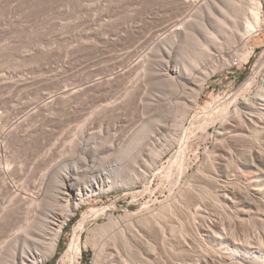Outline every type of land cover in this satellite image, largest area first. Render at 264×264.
<instances>
[{"label": "rangeland", "instance_id": "374dc122", "mask_svg": "<svg viewBox=\"0 0 264 264\" xmlns=\"http://www.w3.org/2000/svg\"><path fill=\"white\" fill-rule=\"evenodd\" d=\"M182 1L0 0V134L12 121L22 120L19 117H28L24 126L30 125L28 130L23 126L26 134L21 132L19 138L12 135L4 140L5 148L0 147V166L9 163L11 170H22L21 174L15 173L8 178L19 185L25 181L37 182L45 173L49 178L55 170H68L78 173L81 182L97 179L102 186L66 222L56 253L38 264H70L62 258L76 238L80 249L76 264H93L97 245L104 246L99 253V264H110L120 256L117 252L124 253L118 243V237L123 234L132 244L135 261L146 264L145 260L151 258L146 240L159 246V239L170 234L172 226L173 234L181 232L188 237L189 249H165L162 252L164 264H193L191 259L203 253L214 254L193 223L227 219L229 211L222 203V207L218 204L220 201L211 183L194 189L185 204L176 208L179 209L175 210L176 214L169 215L162 208L177 197L180 185L190 179V174L211 168H206L204 163L215 145L224 147L228 143L224 136L215 135L216 125L209 124L201 109L217 105L238 92L264 52V29L245 47L239 48L232 43L212 50L211 62L216 65L209 66L214 68L208 69L213 75L210 74L205 84L199 106L185 120L177 143L155 155V149L167 137L171 122L168 121L171 117H163L165 114L161 110L168 112L165 97L171 95L172 88L156 80L146 84L147 88L136 83L140 77L134 65L161 34L162 27L175 21ZM231 1L227 4L223 0L230 8L226 6L225 9L231 11L237 24H242L244 8L246 11L251 0ZM216 16L222 18L224 14L216 13ZM231 23L232 20L228 25ZM180 45L171 48L167 65H179L187 59L185 48H193L192 43L185 44L183 50ZM226 49L232 52L230 57L225 55ZM206 63H210L209 60L202 63L201 70ZM165 68L164 59L162 71ZM132 73L138 77L130 82ZM261 78L262 75L258 82ZM133 85L134 105L118 107L121 96ZM75 87L82 92L73 95L68 103L60 99L63 103L59 100L58 103L62 106L56 103L57 108L40 107L44 100L57 98L63 91ZM32 107L38 108L32 110ZM26 111L34 112L31 115L36 117ZM140 133H143L141 137ZM232 145L236 147L235 155L243 156L244 142L232 140ZM126 146L129 150L123 151ZM223 164L216 165L215 170H245L236 168L232 161L227 166ZM183 170H187V174H181ZM15 181L14 185H18ZM204 191L208 196L200 197L198 193ZM192 197L199 198L209 218L193 219L189 215ZM3 198L0 193V202ZM156 214L161 218L158 217V224L153 221ZM229 214L230 233L254 229V219L238 221L234 218L236 212ZM8 229L0 222V256L3 255L0 264H9L2 253L7 252L3 245L8 242ZM89 238L100 242L93 246L95 241ZM99 243L104 245L99 246Z\"/></svg>", "mask_w": 264, "mask_h": 264}, {"label": "bare ground", "instance_id": "6f19581e", "mask_svg": "<svg viewBox=\"0 0 264 264\" xmlns=\"http://www.w3.org/2000/svg\"><path fill=\"white\" fill-rule=\"evenodd\" d=\"M226 6L228 5H224L223 0H183L179 14L176 13L175 15V21L169 22V24L166 23L162 27L161 34L158 35L152 45L150 44L151 46L147 47L148 50L144 52L134 65L140 77V79L138 78L140 81H135L136 83L140 82L147 88L146 84L151 83L152 80H156V82L160 81L165 83L167 87L172 88L171 95H166L167 98L165 97L168 104L165 102V105L168 106L169 109L167 111L169 113H166L164 109V111L161 110L165 114L163 117H171L168 120L171 122L168 123L167 137L158 146L159 148L155 149V155L166 152L173 144L177 143L185 120L189 117L191 111L199 106L205 84L209 77L213 75L208 69L216 65L213 66V62H211L214 55L212 50L217 51L232 43L237 44L239 48L245 47L253 36H256L264 29V11H262V9L264 10V0L249 1L246 11L244 8V13H246L243 16L244 23L242 22V24H237L238 20L237 22L233 20L234 16L232 17L231 11L227 10L230 9L229 6L225 9ZM216 13H223L224 16L218 18ZM224 17L232 20L231 26L228 25L231 20H227L229 21L227 24ZM191 43V47L193 48H185L186 52L184 54L187 55L185 56L187 59L182 60L184 61L183 63L179 65L174 64V66L167 65V59L172 47L181 44L182 46L178 47L183 50L185 44L189 45ZM231 53L230 50L226 49V56L230 57ZM260 57L261 59L255 62L251 75L240 86L238 92L222 100L217 105L208 106L209 108L204 106L201 109L209 119V124L216 125L215 135L222 136V138L225 137L226 142H228L224 147L222 145H215L212 148L211 154L207 155L210 157L209 159L207 158L208 160L205 161L204 165H206V168L211 167L210 169L214 170H197L190 174V179L185 184L180 185L177 197L173 200L168 199L170 201L163 204V208L161 207L169 215H172L178 206L181 208L185 204L186 198L193 193L194 189L198 188V186L208 185L207 182H209L216 190L218 200L220 201L218 204L221 207L223 204L229 211L226 212L228 213L227 219L221 222L212 219H207V221L201 224L193 222L197 233L201 235L204 241L209 243L214 251L213 255L203 253L201 257L198 256L196 259H191L193 264H264V52ZM164 59L166 60V68L162 71ZM207 60L210 63H206V66H203L201 70L202 63ZM209 66L211 67L209 68ZM216 68H220L219 65ZM131 70L133 71L134 69ZM212 71L216 72V70ZM136 75L134 74L131 77L132 81L130 82L136 79L134 77H138ZM260 75H262V78L258 82ZM115 76L117 75L115 74ZM127 76L129 78V74L126 75V78ZM120 77L122 79L123 74ZM165 84L161 85L164 86ZM100 86L103 87L102 84ZM255 87L256 90H254ZM134 88L135 85L132 86L131 90H129L130 88L128 89V93L121 96L118 107L119 105H127V107L134 105L132 104ZM87 90L89 89L87 88ZM80 92H82L81 88L76 89V87L71 91H63L62 95L59 94L60 96L58 95L57 98H50L51 100L47 102L44 100L45 103H42L40 107H44L45 109L54 108L58 100L60 102L61 100L63 102L67 100L68 103V100L73 95H78ZM44 101L42 100V102ZM61 103H58L59 106H62ZM130 103L131 105H129ZM39 104L40 102L38 103V107ZM38 107H32V110ZM31 116L29 117L31 118ZM19 118L22 120L12 121L5 131L1 132L0 147L5 148L4 140H7L9 136L13 135V138H19L21 132L26 134L27 127L30 125L24 126V124L28 121L26 120L28 117L25 119ZM31 122H34V119L29 124ZM142 134L140 133L139 137ZM232 140L244 142L243 156L238 157L235 155L234 150H236V147L232 145ZM129 147H132V145ZM124 148L125 150L123 151L129 150L128 146ZM231 161L236 168L243 167L245 170H215L216 165L221 167L225 163V166H227L226 164H229ZM21 171L11 170L9 163H4V165L0 166V193L4 196L0 202V222L9 227L8 242L3 245L6 247L7 252L2 253H4V258L8 259L9 264H38L56 253L62 229L66 222L79 206L95 194V191L101 190L102 186L97 182V179L81 182L77 175L78 173L68 170H55L51 176L49 175V178L45 173L37 182L25 181L21 182L20 185L15 180L18 185H14V181L10 182L8 180L10 175L15 173L21 174ZM181 174H187V170L181 171ZM198 195L200 197H207L208 193L204 191L202 193L199 192ZM198 199L192 197L189 200V204L191 203L189 215L193 219L196 217L209 218V212H206L202 208L201 202ZM261 206L263 207L261 208ZM177 210L179 211V209ZM234 212H236L234 218L238 221L254 219V229H246L240 233H230L229 213ZM157 215H153L154 217H152L153 221H155L154 223L158 224L159 216ZM146 228L148 230V227ZM169 230L171 231L170 234H165L159 239V246H154L146 240L147 248L151 252V258L145 260L146 264H164L162 252L165 249H169L170 251L176 248L178 250L189 249L187 236L181 232L180 234H173V226ZM123 235L118 237V240H120L118 243H120L119 245H121L124 253L117 252L120 256L110 264H138L135 261L132 244ZM92 241L95 240L92 239ZM98 241H95L93 246ZM78 243L79 240L76 238L67 247L63 254V261L76 264L77 257L80 254ZM103 247H98V245L95 247L93 264H99L101 256L99 253H102L100 251L101 248L103 250ZM5 253L8 255L7 257Z\"/></svg>", "mask_w": 264, "mask_h": 264}]
</instances>
